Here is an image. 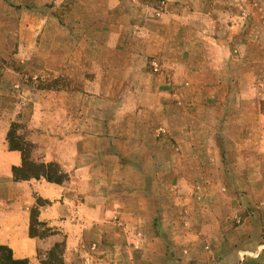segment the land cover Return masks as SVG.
Instances as JSON below:
<instances>
[{"label": "crops", "instance_id": "1", "mask_svg": "<svg viewBox=\"0 0 264 264\" xmlns=\"http://www.w3.org/2000/svg\"><path fill=\"white\" fill-rule=\"evenodd\" d=\"M11 1L37 37L0 73V244L15 259L34 264L58 243L79 256L137 233L143 250L173 231H205L225 219L227 179L264 173L253 171L252 138L236 133L264 122L252 104L264 27H192L194 13L183 21L154 0ZM17 123L32 160L57 163L65 182L15 180ZM33 208L51 234L30 235ZM257 245L243 264H264Z\"/></svg>", "mask_w": 264, "mask_h": 264}, {"label": "rangeland", "instance_id": "2", "mask_svg": "<svg viewBox=\"0 0 264 264\" xmlns=\"http://www.w3.org/2000/svg\"><path fill=\"white\" fill-rule=\"evenodd\" d=\"M154 2L165 14L181 16L183 21L194 13L192 27L208 25L264 27V0H154ZM155 15L159 17L158 13ZM26 20L24 8L15 5L11 0H0V73L7 72V65L3 63L5 57L25 55L26 48L35 46L37 37L33 29L21 27ZM182 27H186L185 23ZM258 67L260 90L255 102L252 99V104L254 103L261 119L264 116V65L259 64ZM26 79L27 77L23 76L18 82L20 85L18 87H8L12 98H18L19 92L25 86L22 85V80L28 83ZM42 85L43 82L40 83V86ZM231 114L229 113V116ZM16 125L15 134L21 124ZM236 133L242 138H252L256 148L253 152L257 153L253 161V166L255 163V166H252L253 171L256 169L257 172V167L263 170L264 122L260 123L257 119L256 128ZM227 180L230 185L227 192L230 202L224 210L225 219L222 222H218L217 218L210 220L205 231H202L201 228L205 227L202 225H198V229L193 227L184 236L173 231L161 243L151 242L143 250L141 233H137L134 238L130 235L128 238H121L122 240L110 238L102 240L100 247L98 245L94 247L92 243L89 249L86 245L82 249V255L70 257L65 254L64 244L60 243L61 246L52 251L39 252L34 264H243L242 255L245 258L252 257L251 253L253 249L258 248L257 244H264V173L262 171L259 175L247 177L246 185L238 182L241 176ZM250 183L254 185L250 186ZM216 206L214 204L209 207L210 213H216ZM39 229L42 231L41 227ZM245 264H251L250 258Z\"/></svg>", "mask_w": 264, "mask_h": 264}, {"label": "trees", "instance_id": "3", "mask_svg": "<svg viewBox=\"0 0 264 264\" xmlns=\"http://www.w3.org/2000/svg\"><path fill=\"white\" fill-rule=\"evenodd\" d=\"M9 146L11 149H17L22 152L23 161L20 166L13 167V175L15 180H30L41 179L54 183L61 184L65 182L69 176L62 172L59 165L55 162H35L31 158V152L33 147L22 141L20 135L14 133V128H11L8 134ZM40 203V201H39ZM38 221V209L33 208L31 212V225L30 235L32 237L39 236L45 237L51 234V231L47 227ZM42 228V231L39 228ZM61 246L60 243L56 244L51 251L56 247ZM0 264H30L29 259H15L13 257L12 250L6 246L0 244Z\"/></svg>", "mask_w": 264, "mask_h": 264}, {"label": "built area", "instance_id": "4", "mask_svg": "<svg viewBox=\"0 0 264 264\" xmlns=\"http://www.w3.org/2000/svg\"><path fill=\"white\" fill-rule=\"evenodd\" d=\"M151 67L154 71H159L160 70V64L157 60H152L151 61ZM162 132L164 131L163 129H160Z\"/></svg>", "mask_w": 264, "mask_h": 264}]
</instances>
